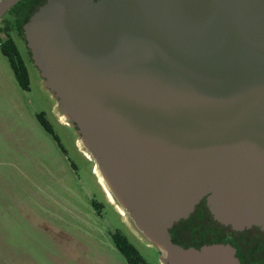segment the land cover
Here are the masks:
<instances>
[{
    "label": "water",
    "instance_id": "obj_1",
    "mask_svg": "<svg viewBox=\"0 0 264 264\" xmlns=\"http://www.w3.org/2000/svg\"><path fill=\"white\" fill-rule=\"evenodd\" d=\"M22 0H0V21ZM24 39L107 195L164 264H240L173 241L203 200L264 229V0H46Z\"/></svg>",
    "mask_w": 264,
    "mask_h": 264
},
{
    "label": "rangeland",
    "instance_id": "obj_2",
    "mask_svg": "<svg viewBox=\"0 0 264 264\" xmlns=\"http://www.w3.org/2000/svg\"><path fill=\"white\" fill-rule=\"evenodd\" d=\"M14 17L8 12L0 21V264H129L113 239L118 230L149 264H164L159 249L109 200L76 127L61 119ZM7 31L28 67V89L2 50ZM41 112L58 139L40 122Z\"/></svg>",
    "mask_w": 264,
    "mask_h": 264
},
{
    "label": "trees",
    "instance_id": "obj_3",
    "mask_svg": "<svg viewBox=\"0 0 264 264\" xmlns=\"http://www.w3.org/2000/svg\"><path fill=\"white\" fill-rule=\"evenodd\" d=\"M46 0H22L9 12L16 13V27L24 38V24L29 17L42 5ZM3 52L8 56L11 66L14 70L15 76L19 84L28 89L30 85V76L28 67L23 60L17 45L13 39L8 35L5 42L1 44ZM31 55V52L29 51ZM32 60V59H31ZM38 118L42 125L56 138V134L49 120L46 118L44 112L38 114ZM200 206L190 215L189 218L181 220L174 224L171 229L173 241L183 245L184 247L195 246L200 248L204 244L221 242L214 238V230L217 229L215 224L208 221V217H213L209 210L206 200L200 202ZM205 204V205H204ZM205 208L208 217L201 212ZM216 222V221H215ZM216 223H220L217 221ZM221 225H224L220 223ZM227 227V226H226ZM230 228V227H229ZM113 239L118 249L128 260L129 264H149L144 256L139 252L136 246L129 240V238L120 231L113 234ZM198 241V242H197ZM223 243H226L223 241Z\"/></svg>",
    "mask_w": 264,
    "mask_h": 264
},
{
    "label": "flooded vegetation",
    "instance_id": "obj_4",
    "mask_svg": "<svg viewBox=\"0 0 264 264\" xmlns=\"http://www.w3.org/2000/svg\"><path fill=\"white\" fill-rule=\"evenodd\" d=\"M14 15H15L14 22L16 26V19H17L16 13H14ZM8 35L13 39L14 43L17 45L14 38L7 31L6 33L7 38H8ZM200 205L201 204L199 203L197 205V208ZM97 208H98L97 210L100 209L99 207ZM201 212L204 213L206 217H208V214L205 208L201 209ZM207 219L209 222L217 226V229H215L213 232L214 238H217L221 242L224 241L226 243H230L231 245H233V247H235L236 255L238 256L240 260V264H264V229L263 228L259 226H252L244 230H234L230 226L226 227V225H221L220 223H216L217 220H215L214 217L210 218L209 216Z\"/></svg>",
    "mask_w": 264,
    "mask_h": 264
},
{
    "label": "bare ground",
    "instance_id": "obj_5",
    "mask_svg": "<svg viewBox=\"0 0 264 264\" xmlns=\"http://www.w3.org/2000/svg\"><path fill=\"white\" fill-rule=\"evenodd\" d=\"M108 195H109L110 199L113 200V198H112V196L110 195V193H108ZM120 210H121V212H123L122 209H120ZM123 214H124V213H123Z\"/></svg>",
    "mask_w": 264,
    "mask_h": 264
}]
</instances>
